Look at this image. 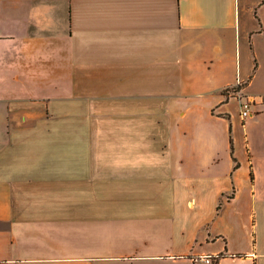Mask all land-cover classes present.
I'll return each instance as SVG.
<instances>
[{"label": "crops", "instance_id": "obj_1", "mask_svg": "<svg viewBox=\"0 0 264 264\" xmlns=\"http://www.w3.org/2000/svg\"><path fill=\"white\" fill-rule=\"evenodd\" d=\"M215 263L264 264V0H0V264Z\"/></svg>", "mask_w": 264, "mask_h": 264}, {"label": "built area", "instance_id": "obj_2", "mask_svg": "<svg viewBox=\"0 0 264 264\" xmlns=\"http://www.w3.org/2000/svg\"><path fill=\"white\" fill-rule=\"evenodd\" d=\"M241 81H238L236 86L228 88V92L231 93V95H234L239 103H240V116L243 120L251 117L254 115L255 111L253 109V104L255 103L254 97L247 95L243 92L241 89ZM239 87V88H237ZM206 262H212V257L210 255L203 257Z\"/></svg>", "mask_w": 264, "mask_h": 264}, {"label": "rangeland", "instance_id": "obj_3", "mask_svg": "<svg viewBox=\"0 0 264 264\" xmlns=\"http://www.w3.org/2000/svg\"><path fill=\"white\" fill-rule=\"evenodd\" d=\"M237 100H238V99H237ZM237 100H236V101H237Z\"/></svg>", "mask_w": 264, "mask_h": 264}, {"label": "trees", "instance_id": "obj_4", "mask_svg": "<svg viewBox=\"0 0 264 264\" xmlns=\"http://www.w3.org/2000/svg\"><path fill=\"white\" fill-rule=\"evenodd\" d=\"M215 264H217V263H215Z\"/></svg>", "mask_w": 264, "mask_h": 264}]
</instances>
